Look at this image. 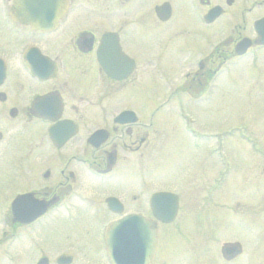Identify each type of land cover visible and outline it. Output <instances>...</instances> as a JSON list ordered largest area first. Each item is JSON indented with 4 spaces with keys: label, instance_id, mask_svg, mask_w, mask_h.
Segmentation results:
<instances>
[{
    "label": "flooded vegetation",
    "instance_id": "1",
    "mask_svg": "<svg viewBox=\"0 0 264 264\" xmlns=\"http://www.w3.org/2000/svg\"><path fill=\"white\" fill-rule=\"evenodd\" d=\"M51 5L32 15L0 0V264H111L101 230L130 215L128 229L142 219L157 228L154 264L184 210L180 191L169 223L150 204L160 189L145 166L161 151L162 109L201 100L227 65L261 47L264 0ZM219 169L220 206L231 208L221 157Z\"/></svg>",
    "mask_w": 264,
    "mask_h": 264
},
{
    "label": "rangeland",
    "instance_id": "2",
    "mask_svg": "<svg viewBox=\"0 0 264 264\" xmlns=\"http://www.w3.org/2000/svg\"><path fill=\"white\" fill-rule=\"evenodd\" d=\"M214 81L201 102L187 104L194 132L202 134L199 147L182 129L176 103L162 110L161 151L146 164V175L157 189L180 191L184 210L161 236L154 264H264V47L228 65ZM216 141L230 163L226 209L213 190L219 164L209 149ZM61 234L71 238L72 232ZM56 235L49 233L50 239ZM233 241L243 252L226 261L221 248Z\"/></svg>",
    "mask_w": 264,
    "mask_h": 264
},
{
    "label": "water",
    "instance_id": "3",
    "mask_svg": "<svg viewBox=\"0 0 264 264\" xmlns=\"http://www.w3.org/2000/svg\"><path fill=\"white\" fill-rule=\"evenodd\" d=\"M53 0H15L16 4L18 3H23L24 6L30 11L29 13L32 15H38V14H43V9H48V7L52 6L51 2ZM257 24H263L264 27V18L259 20ZM262 37L264 39V32L262 34ZM262 41L264 42V40ZM247 43L242 41L238 47L236 48V52L240 53L241 50H243L245 47H247ZM152 206L155 207V210L157 212V216L164 222H168L171 219H173L175 212H176V197L170 193L167 192H158L153 195L152 199ZM155 203V206H154ZM158 209V210H157ZM124 220H120L116 223H113L106 235L107 239V246L109 249V254L111 256V260L113 264H147L151 255V251L154 246L155 242V228L150 227L149 222H146L145 228L140 229L139 231L136 232L137 238L140 239V242H143V247L146 252V257L144 261L142 262L141 259L142 257H137L136 258H131L130 262H127L123 260L122 257V247L123 245L131 239H134L133 235L126 234V231L123 230V225ZM131 242V241H130ZM116 250V254L118 256H115L112 251ZM221 253L226 259H232L236 257L238 254L241 253V245L238 242L235 243H229L225 244L222 249ZM66 262L62 263H68L67 260ZM38 264H44V261L39 262Z\"/></svg>",
    "mask_w": 264,
    "mask_h": 264
}]
</instances>
